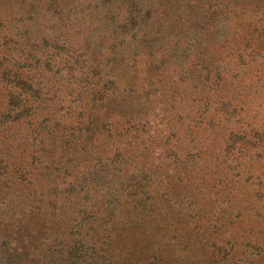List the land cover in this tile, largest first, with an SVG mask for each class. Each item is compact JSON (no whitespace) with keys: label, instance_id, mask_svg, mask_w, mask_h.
<instances>
[{"label":"rangeland","instance_id":"1","mask_svg":"<svg viewBox=\"0 0 264 264\" xmlns=\"http://www.w3.org/2000/svg\"><path fill=\"white\" fill-rule=\"evenodd\" d=\"M0 264H264V0H0Z\"/></svg>","mask_w":264,"mask_h":264}]
</instances>
